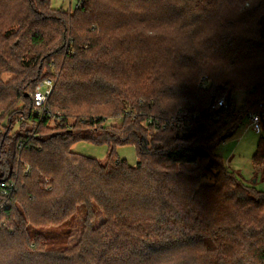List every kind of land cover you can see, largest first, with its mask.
<instances>
[{
    "label": "trees",
    "instance_id": "trees-1",
    "mask_svg": "<svg viewBox=\"0 0 264 264\" xmlns=\"http://www.w3.org/2000/svg\"><path fill=\"white\" fill-rule=\"evenodd\" d=\"M245 1L0 0V184L16 185L0 194V264H264V190L218 153L264 102V62L250 63L264 57V0L237 11ZM105 105L120 126L94 112ZM81 140L108 145V160L74 151ZM131 143L135 165L115 153Z\"/></svg>",
    "mask_w": 264,
    "mask_h": 264
},
{
    "label": "rangeland",
    "instance_id": "rangeland-1",
    "mask_svg": "<svg viewBox=\"0 0 264 264\" xmlns=\"http://www.w3.org/2000/svg\"><path fill=\"white\" fill-rule=\"evenodd\" d=\"M79 0H51L52 6L54 8H64L66 10L68 9H74L76 7V4ZM250 1L246 0L243 2V4L239 5V9L237 11H242L243 8L250 7ZM250 5V6H249ZM235 9V5H232ZM254 16H252V19ZM261 59V60H260ZM260 60V61H259ZM250 62L252 65H254L255 62H264V57L259 58L256 57L254 60H251ZM57 62V61H56ZM249 63V62H248ZM59 66V65H58ZM240 67V66H239ZM10 75L5 74L4 78L7 79ZM245 97V91H240L237 94V102L236 106L242 105V100ZM24 105L22 103H19L16 107L21 108ZM99 109V110H97ZM109 111L110 114L106 117L105 125L111 127V126H120L122 124L121 122V116H116L115 110L111 108L109 105H105L102 107H95L94 112H106ZM81 112L83 111L80 109ZM80 113V112H78ZM83 113V112H82ZM86 117H69V125H76L78 122L84 121ZM59 123L54 122V120L50 121V126L46 128L44 131L45 134L56 132ZM4 125H8L7 129L11 126V124H8V118L4 120ZM19 123L15 127V130L19 129ZM2 127V131L4 132L6 129L5 127ZM73 127V126H71ZM70 127V128H71ZM75 129V128H74ZM261 139V134L254 131L249 126V121L245 120L243 124L240 126V128L230 137L225 139L218 147V153L223 156L224 161H226V165L233 170L240 178H242L243 183L246 185H255L258 189L264 190V163H256L254 162L253 156L258 148L259 140ZM74 151L97 158L101 160L102 162H106L109 158L108 152L109 148L106 144H95L90 141H77L73 145ZM116 155L121 157L122 159H127L128 163L130 165L137 164L138 161V153L136 145L134 144H125L118 146L115 150ZM49 179H47L48 181ZM204 181H210L209 178H206ZM51 185L48 186V189H51ZM98 216L96 221L94 222L95 226L102 222L105 218V214H103L100 210H98ZM84 212L83 208H80L78 211V214L76 215L75 220L73 221V228L71 229L70 235L68 239L63 243V245H72L73 243H76V241L79 239L80 230L82 228V222H83Z\"/></svg>",
    "mask_w": 264,
    "mask_h": 264
},
{
    "label": "built area",
    "instance_id": "built-area-1",
    "mask_svg": "<svg viewBox=\"0 0 264 264\" xmlns=\"http://www.w3.org/2000/svg\"><path fill=\"white\" fill-rule=\"evenodd\" d=\"M83 1V0H81ZM79 4H76V7H78ZM206 77H202L200 80V83L203 84V86H207V82H205ZM55 81L52 78H45L44 80L40 81L36 87L35 93H34V107L33 112L42 119L46 115L50 114V105H49V99L53 93L54 87H55ZM216 104L213 105L214 109H220V108H228L227 103V96L224 95L221 98H219L216 102ZM248 121L249 126L256 131L259 134L263 133V127H262V121L264 117V102L260 104V108L257 110L250 111L248 113ZM27 171H29V168H27ZM16 185L12 181L10 183H1L0 184V194L3 195H10L13 191H15ZM5 205H1L3 208Z\"/></svg>",
    "mask_w": 264,
    "mask_h": 264
},
{
    "label": "water",
    "instance_id": "water-1",
    "mask_svg": "<svg viewBox=\"0 0 264 264\" xmlns=\"http://www.w3.org/2000/svg\"><path fill=\"white\" fill-rule=\"evenodd\" d=\"M227 137H228V135L225 134V135H223L222 139L225 140V139H227Z\"/></svg>",
    "mask_w": 264,
    "mask_h": 264
}]
</instances>
